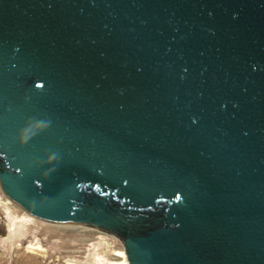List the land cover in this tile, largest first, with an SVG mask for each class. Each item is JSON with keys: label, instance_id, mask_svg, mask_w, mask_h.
<instances>
[{"label": "water", "instance_id": "water-1", "mask_svg": "<svg viewBox=\"0 0 264 264\" xmlns=\"http://www.w3.org/2000/svg\"><path fill=\"white\" fill-rule=\"evenodd\" d=\"M0 153L45 222L167 201L128 264H264V0H0Z\"/></svg>", "mask_w": 264, "mask_h": 264}, {"label": "rangeland", "instance_id": "rangeland-1", "mask_svg": "<svg viewBox=\"0 0 264 264\" xmlns=\"http://www.w3.org/2000/svg\"><path fill=\"white\" fill-rule=\"evenodd\" d=\"M119 252L124 248L117 237L34 218L0 189V264H116Z\"/></svg>", "mask_w": 264, "mask_h": 264}, {"label": "flooded vegetation", "instance_id": "flooded-vegetation-1", "mask_svg": "<svg viewBox=\"0 0 264 264\" xmlns=\"http://www.w3.org/2000/svg\"><path fill=\"white\" fill-rule=\"evenodd\" d=\"M5 163V157L0 153V165ZM84 191L85 202L79 204L83 216L95 215L101 211L105 220L101 225L112 231L123 242L129 237H142L155 228L163 226L164 212L167 208V201L157 202L156 209L140 207L127 204L126 201L108 189L103 190L96 185L81 184ZM93 202L101 204V208L94 206ZM131 205V206H130ZM122 211H126L123 213ZM89 216V221H92ZM125 253V247H124Z\"/></svg>", "mask_w": 264, "mask_h": 264}, {"label": "bare ground", "instance_id": "bare-ground-1", "mask_svg": "<svg viewBox=\"0 0 264 264\" xmlns=\"http://www.w3.org/2000/svg\"><path fill=\"white\" fill-rule=\"evenodd\" d=\"M115 257L121 260L120 263L118 262L116 264H128L124 252H119V253L115 254Z\"/></svg>", "mask_w": 264, "mask_h": 264}]
</instances>
